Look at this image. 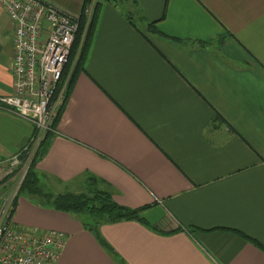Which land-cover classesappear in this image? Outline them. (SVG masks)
Masks as SVG:
<instances>
[{
  "label": "crops",
  "instance_id": "crops-1",
  "mask_svg": "<svg viewBox=\"0 0 264 264\" xmlns=\"http://www.w3.org/2000/svg\"><path fill=\"white\" fill-rule=\"evenodd\" d=\"M47 1L79 15L85 0ZM15 52L0 4L1 94ZM83 66L36 169L54 194L94 175L147 223H103L106 246L80 216L24 194L15 222L65 231L57 264H264V0L103 2ZM33 131L0 109V160Z\"/></svg>",
  "mask_w": 264,
  "mask_h": 264
},
{
  "label": "built area",
  "instance_id": "built-area-1",
  "mask_svg": "<svg viewBox=\"0 0 264 264\" xmlns=\"http://www.w3.org/2000/svg\"><path fill=\"white\" fill-rule=\"evenodd\" d=\"M0 4L14 25L16 50L14 90L0 93V108L34 124L24 146L7 160H0V165L9 164L0 171V264H57L67 233L24 228L15 222L14 210L30 164L48 132L54 130L53 123L66 102L79 55L78 48L71 61L80 17L47 0H0ZM94 6L92 0L85 10V31ZM9 179H13L11 183Z\"/></svg>",
  "mask_w": 264,
  "mask_h": 264
},
{
  "label": "trees",
  "instance_id": "trees-1",
  "mask_svg": "<svg viewBox=\"0 0 264 264\" xmlns=\"http://www.w3.org/2000/svg\"><path fill=\"white\" fill-rule=\"evenodd\" d=\"M91 0H85L82 12L80 13L79 17L81 18L80 29L76 34L73 50L71 53V61L75 58V53L78 52V48L82 43L81 50L79 52L78 58L75 62L72 79L74 76L84 67V61L87 54L88 46L90 40L93 35V28L95 24V19L97 16V11L100 5L103 2H114L119 4V0H95L94 6V13L93 16L88 24V29L85 33L83 38V34L86 27V17L84 15V9L88 2ZM149 28L152 30L155 28V21L149 22ZM181 43L186 44L185 40L180 38H175ZM196 45L205 46L207 45V41L204 40H196ZM84 69V68H83ZM72 83V80H71ZM65 105V104H64ZM64 107V106H63ZM59 111L54 123L53 128L54 130L49 131L46 135L45 139L43 140L42 144L40 145L39 149L37 150L30 167L28 169L27 175L22 183L20 188V194L29 195L32 198H36L39 203L43 205L53 206L56 209L68 211L70 213H74L80 216L85 223V225L93 230L98 238L102 240V242L106 245L105 239L100 234V226L103 223H113L122 220H138L144 223H147L146 219L142 216V207H130L121 203H118L110 189L101 187L98 183L97 177L94 175H90L88 181L86 183L85 188L80 192H63L54 194L48 191L44 184L41 181V175L39 174L38 170L36 169L37 161L43 156L49 146L50 137L53 134V131L56 130V123L59 118V115L63 109ZM216 119H220V115H216ZM199 227L191 226L187 228L190 233L197 231ZM226 230L234 231L249 240H253L259 246H263L259 241L256 239L248 236L247 234L243 233L237 229H229L225 228Z\"/></svg>",
  "mask_w": 264,
  "mask_h": 264
},
{
  "label": "rangeland",
  "instance_id": "rangeland-1",
  "mask_svg": "<svg viewBox=\"0 0 264 264\" xmlns=\"http://www.w3.org/2000/svg\"><path fill=\"white\" fill-rule=\"evenodd\" d=\"M92 1V0H91ZM90 1V2H91ZM90 2H88L87 4H86V6H85V9H84V15H85V17H86V13H85V10H86V8H87V6L89 5V3ZM58 7V6H57ZM82 12V11H81ZM68 13V12H67ZM71 15H74V14H71ZM80 15V14H79ZM77 21L79 22V24H81V18H79V19H77ZM79 29H80V25H79V27H78V30H77V32H76V34L78 33V31H79ZM87 29H88V27H87ZM87 29H86V31H87ZM86 31H84L85 33H86ZM84 36H85V34H83V38H84ZM76 37V36H75ZM73 45H74V43H73ZM81 46H82V43H81V45L79 46V52H80V50H81ZM69 67L70 66H68L67 67V70L69 69ZM66 70V71H67ZM1 109V108H0ZM3 161V160H2ZM1 172H2V170H1ZM7 179V178H6ZM13 179H9L8 181L11 183V181H12ZM8 182V183H9ZM6 187V186H5ZM7 189V188H6ZM8 190V189H7ZM19 196H20V191H19ZM19 196H18V198H19ZM17 204H18V199H17V201H16V208H15V210L17 209ZM15 210H14V212H15ZM50 229H52V228H50ZM55 229V228H54ZM47 230V229H46Z\"/></svg>",
  "mask_w": 264,
  "mask_h": 264
}]
</instances>
